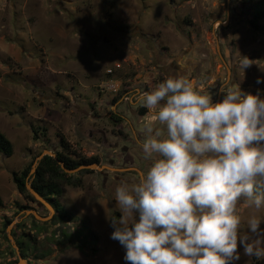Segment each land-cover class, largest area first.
Here are the masks:
<instances>
[{
  "label": "rangeland",
  "instance_id": "374dc122",
  "mask_svg": "<svg viewBox=\"0 0 264 264\" xmlns=\"http://www.w3.org/2000/svg\"><path fill=\"white\" fill-rule=\"evenodd\" d=\"M250 19L239 0H0V38L7 42L0 47V132L13 148L12 156L0 155V264H18L12 231L25 221L22 232L29 233L31 215L25 211L49 216L48 209L37 208L18 193L12 172L35 163L44 151H59V134L75 153L72 158L94 159L104 166L106 176L90 169L68 174L81 186L62 184L58 199L77 219L63 227L73 231L82 221L98 240L83 248L74 244L52 248L45 258L23 259L27 264H126L124 249L110 239L111 219L123 215L115 189L136 183L152 160L120 155L119 149L114 152L116 146L132 149L129 141L116 137L118 131L128 133L130 128L123 123L115 127L106 113L116 108L134 123V95L118 107L116 89L130 81L137 90L151 84L145 90H153L161 82L159 70L177 77L172 64L181 76L197 75L198 89L214 83L220 91L219 83L234 67L235 84L247 94L259 91L264 99V20L254 28ZM20 31L33 47L17 42ZM222 54L227 61L224 70ZM162 64L166 65L159 67ZM109 157L114 158L115 168L108 165ZM238 214L243 230L250 216L264 219V208L257 211L241 202ZM6 220L12 222L4 228ZM58 227L48 225L47 236ZM260 228L264 229V221ZM38 241L40 246L47 243L44 234ZM236 251L239 259L234 264H264V259L246 256L239 242Z\"/></svg>",
  "mask_w": 264,
  "mask_h": 264
},
{
  "label": "clouds",
  "instance_id": "9594fccd",
  "mask_svg": "<svg viewBox=\"0 0 264 264\" xmlns=\"http://www.w3.org/2000/svg\"><path fill=\"white\" fill-rule=\"evenodd\" d=\"M222 92L214 103L176 77L142 95L152 121L140 148L152 163L116 187L123 215L111 220L126 264H234L238 242L264 259V219L250 216L245 231L238 214L241 202L264 208V99L238 83Z\"/></svg>",
  "mask_w": 264,
  "mask_h": 264
},
{
  "label": "trees",
  "instance_id": "16d2710c",
  "mask_svg": "<svg viewBox=\"0 0 264 264\" xmlns=\"http://www.w3.org/2000/svg\"><path fill=\"white\" fill-rule=\"evenodd\" d=\"M239 2L242 6L247 7L248 12L251 14L249 24L254 28H259L258 22L264 20V0H239ZM262 28L264 30V26ZM35 137L36 131L34 132V138ZM57 137L59 139L60 150H55L54 155L67 169H75L84 164L97 162L94 159L72 158L71 156H75V153L71 151L65 138L61 134L57 135ZM0 155L4 157H10L13 155L12 143L1 132ZM56 159L49 155L43 156L32 175H30V170L34 162L30 163L20 172H12V181L19 194L29 202L36 203L25 187L26 184L29 183L31 188L45 199L55 212V215L49 222H40L33 216H30L28 219L30 224L29 233L24 234L22 232L27 226L25 221H21L14 226L12 231L14 242L18 248L19 256L24 259H29V257L32 259L45 258L51 254L52 248L61 250L70 244H74L78 248H83L86 245L95 244L98 240L97 234L88 229L86 224L82 221H79V228L73 231L63 227V224H66L67 222H76L77 219L67 213L58 202V199L63 193L62 184L72 187H80L81 182L79 180L72 182V177L60 168ZM1 205L2 202L0 199V206ZM21 209L29 210L30 207L23 206ZM11 222V220H6L3 224L4 228L9 226ZM50 224H59V227L56 231L51 232L50 235L47 236L48 225ZM110 231H113L112 227L110 228ZM42 234L45 235V241L47 243H45L46 245L41 244L40 246L38 244V237Z\"/></svg>",
  "mask_w": 264,
  "mask_h": 264
},
{
  "label": "flooded vegetation",
  "instance_id": "af4514ba",
  "mask_svg": "<svg viewBox=\"0 0 264 264\" xmlns=\"http://www.w3.org/2000/svg\"><path fill=\"white\" fill-rule=\"evenodd\" d=\"M225 11H226V9H225ZM223 54H224V52H223ZM223 54L221 55V58H222ZM164 58H166V57L165 56L161 57L162 60H164ZM223 59H224L223 62L220 60V63H222V70H224L226 68V63H227V61L225 60L224 56H223ZM164 63H165V60H164ZM165 65L166 64H162L159 67L162 68ZM170 65H171V67L173 69L172 72L174 74H176L177 77H183V78H185V79H187V80H189L191 82L193 81V84L196 87L199 86L198 85V78H197L198 76L197 75L192 76L191 74H189L188 76H181V73H180V71H178L177 67H175L172 64H170ZM210 67L211 66L208 65V69ZM193 69H195V66L193 67ZM229 70H230V72H229V77L227 78V80H226V76H225V78H223V81H221V83H219V87L222 88L220 91H218V88L214 89V87H215L214 83H208L206 86L203 87L204 91L209 92L210 96L212 97V101L214 103L217 102V100H220V101L222 100V98H223V92L222 91H225L226 88L229 87L231 84H235V68L231 67ZM160 73L162 75H161L160 78L157 77L158 81L161 79V82H163L165 79L170 78L168 75L160 72V70L157 72V75L160 74ZM204 78L206 80H208L207 77H204ZM128 83H129V85L126 84L121 89H119V86H118V88L116 89L117 91H115V92H118V98L120 99V102L118 103L117 106L118 107L123 106V102H125L124 100L128 101L129 100V96L130 95H134L133 96L134 98L131 101V103L133 104L132 105V108H133V112L132 113H133L134 123L133 124L130 123L128 121V119H126L121 113L116 112V108L112 112H107L105 118L108 121H110L115 127H120L121 124L123 123V124H127L129 126V128H130L128 133H124L123 131H118L117 132L118 136H116V137H118L120 140H122L124 142L129 141L130 144L132 145V149L129 150V148H127L126 145H123L120 148L118 146H116V148H114V152H115L116 149H119L118 153L120 155L129 154V155H131L132 158H134V157L144 158L142 150L140 148V144H142L144 139L146 138L145 137V133H144V125L146 123H148L147 122L148 121V116L152 117V112H150L147 108H145L143 106V101H142L141 97H142V95L144 93L152 91L150 89H148V91H146L145 88L146 87L147 88H151L150 86L153 85V84H151L149 86L147 85L146 87L143 86L141 89L139 88L137 90L135 88L136 86L134 85L133 82L130 83V81H128ZM120 85H121V83H120ZM128 92H130V93L128 94ZM155 127H161V129H162V126H159L158 124H156ZM102 135H103V138H104L105 137L104 131L102 132ZM134 148L137 149V151H139L140 153L139 152H137V154L133 153V151H135ZM107 162H108V165L110 167H112V168L116 167V166H114V158L113 157H109ZM150 162L151 161H141V163H143V164H150ZM132 171H136L137 172L138 170L136 168H134ZM99 172H102L101 174L106 176L104 171H99ZM37 208H40V207H37Z\"/></svg>",
  "mask_w": 264,
  "mask_h": 264
},
{
  "label": "water",
  "instance_id": "95a60500",
  "mask_svg": "<svg viewBox=\"0 0 264 264\" xmlns=\"http://www.w3.org/2000/svg\"><path fill=\"white\" fill-rule=\"evenodd\" d=\"M45 155H49V156H52L56 159L55 155L48 152V151H44L43 153H41L36 159H35V163L34 165H32L31 167V170H30V173L31 172H35V169H36V166L37 164L39 163V161L42 159L43 156ZM58 165L60 166V168L67 174H74L80 170H87V169H90V170H97V171H102L104 166H99L98 163H91V164H84V165H81L75 169H67L65 167V165L58 161L56 159ZM26 189L27 191L29 192V194L34 198V200L36 201V205L37 207H45L46 209H48L49 211V216L48 217H41L40 215H38V213L34 210H29V211H25V215H31L33 216L37 221H40V222H47L49 221L51 218H52V215L55 213L54 212V209L52 208V206L45 200L43 199L34 189L31 188L30 184L27 183L26 184ZM10 237V236H9ZM11 238V237H10ZM12 245L13 247L18 251V248L16 246V244L14 242H12ZM18 264H27L26 261L19 256V261H18Z\"/></svg>",
  "mask_w": 264,
  "mask_h": 264
},
{
  "label": "crops",
  "instance_id": "0c3cea01",
  "mask_svg": "<svg viewBox=\"0 0 264 264\" xmlns=\"http://www.w3.org/2000/svg\"><path fill=\"white\" fill-rule=\"evenodd\" d=\"M21 32H24V31H20V33H17V35H16L17 36V42H19L20 44L27 42V45L29 44L30 47H33V46H31V44H30L31 42L28 39V37L25 34H22ZM6 43L7 42H5L3 39L0 38V47L1 48H4ZM11 43H16V41L11 42Z\"/></svg>",
  "mask_w": 264,
  "mask_h": 264
}]
</instances>
